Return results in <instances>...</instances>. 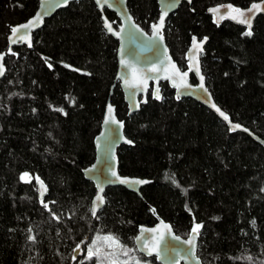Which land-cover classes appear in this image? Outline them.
<instances>
[{
    "label": "trees",
    "instance_id": "trees-1",
    "mask_svg": "<svg viewBox=\"0 0 264 264\" xmlns=\"http://www.w3.org/2000/svg\"><path fill=\"white\" fill-rule=\"evenodd\" d=\"M257 1L183 3L167 19L164 37L182 69L191 38H207L201 68L214 101L233 122L264 140V16L245 35L246 28L228 21L216 25L207 14L217 4L245 8ZM38 4L0 0V52L7 50L11 28L27 21ZM128 9L147 32L159 16L156 0H128ZM104 12L119 23L115 14ZM117 46L94 0H78L45 21L30 49L16 47L15 55L5 58L0 264H99L109 256L88 260V246L95 240L101 247L108 234L131 249L119 260L157 264L134 246L139 227L156 223L148 206L181 237L193 224L201 225L197 255L202 264H264V148L244 133H230L194 100L175 99L166 83H161L162 102L148 95L139 112L128 116L115 82ZM112 86L111 103L134 143L118 149L119 173L151 183L140 195L108 188L104 207L93 217L95 189L82 171L94 161V138ZM24 173L28 177L21 180ZM37 180L46 187L41 201ZM77 245L81 253L74 255Z\"/></svg>",
    "mask_w": 264,
    "mask_h": 264
},
{
    "label": "water",
    "instance_id": "water-1",
    "mask_svg": "<svg viewBox=\"0 0 264 264\" xmlns=\"http://www.w3.org/2000/svg\"><path fill=\"white\" fill-rule=\"evenodd\" d=\"M76 1L78 0H69L67 5H63L62 0H39L38 8L35 13L24 23L13 26L18 27L19 31L16 34H13L10 30L7 37V50L5 52H0V65L3 66V75H0V80L4 78L6 73V67L4 64L5 58L7 56L15 55L14 48L26 46L30 49L32 46L33 34L44 26L45 21L50 19L59 10L66 9L71 3ZM156 2L159 16L156 22L151 24L150 31L147 32L136 23L131 15L128 9V0H100L99 3L97 0H94V3L101 13L104 30L107 35L113 37L118 43L115 82L119 84L122 92L123 101L127 108V115L131 116L138 113L140 108L147 103L148 94H150V97L153 100L159 103L162 102L163 96L161 83H166L167 86L173 90L175 99L180 100L182 98H189L194 100L209 109L222 122H224L230 133H244L264 148L263 139L240 123L233 122L230 116L214 101L201 68V55L207 43V38L204 37L198 39L196 36H193L199 44V50L190 51L193 44V37L191 38L190 44L185 53L187 64L186 69L184 70L180 68L170 53L164 37L166 21L179 9L182 3L191 4L192 0H156ZM253 4L258 5L259 7L258 9H252V11L249 12L248 10L252 8ZM55 5L60 6L57 7ZM169 5L171 6L169 7ZM229 5L235 8L230 3H222L211 6L207 9V14L213 18L216 25L228 21L251 31L256 18L264 16V0L253 2L245 8H237L250 18L251 27L249 28L248 24L238 22L239 17H237V19L231 18L236 14L229 13ZM211 9H217L218 11L213 12L210 11ZM105 10L115 14L119 23L110 22L106 17ZM37 14L40 15L37 16ZM162 14L164 15L163 24L159 28L158 33L154 35V29L152 26L160 23V17ZM221 16L224 18L221 19ZM29 21H33V23L29 25L28 29L20 27ZM106 22L111 26L112 31H108V28L105 27ZM21 35L25 36L26 39L20 40L18 37ZM28 37H30L31 46H29L27 42ZM193 56H195V60L192 59ZM197 64L199 68L198 71ZM153 68L157 69V71H152ZM183 73H187V75L183 76V80H181ZM191 76H193L195 80L194 83H191L190 81ZM201 77H203V80H201ZM134 79H141L143 80V83H139L135 87H130L129 84L125 82L127 80L131 83ZM184 84H186L187 87H184ZM201 84H203V88L200 87ZM113 88L114 86H112L105 105L100 131L94 138V161L82 171L84 178L91 182L95 189V195L91 201L92 216L94 208L98 214V212L104 207V194L108 188L123 187L129 192L140 195V190L151 183L148 179L122 176L119 173L118 149L122 145L133 146L134 143L125 136V122L117 116L116 107L111 103ZM157 95L159 98H157ZM213 105L216 107L214 108ZM109 107H111L110 113ZM216 108H219L228 119L221 116L220 112L216 111ZM106 116H108L110 120L107 124L105 123ZM113 119L116 123L111 122ZM233 125H239V127L233 128ZM126 141H131V143ZM89 169L92 171H89ZM113 170L117 173V176L120 179L125 180L126 182L121 183L119 179L113 177L111 175V171ZM135 181H146V183L137 184ZM41 182L42 181L37 180L35 183L37 196L40 201L43 200L46 195V187L43 182L42 187ZM100 189H102V192H100ZM98 192H100L104 200V203L99 206L94 204V199ZM148 208L152 216L155 218L156 223L152 226L142 225L139 227L136 237L140 236L141 241L137 242L135 237L134 246L136 251L144 258H154L157 264H202L201 259L197 255L199 234L195 237V249L190 252V246L185 244L184 241L189 239L191 229L187 237H181L174 232L170 223L164 221L156 213L153 207L148 206ZM194 225L195 224H193V226ZM165 226H168L171 231H168V228ZM145 229H157L158 231H144ZM160 234H163L164 236V239L160 243V247L156 251L150 253L149 249L144 247L145 242L148 245H151L153 237ZM176 236H179L180 239L175 240L173 237Z\"/></svg>",
    "mask_w": 264,
    "mask_h": 264
},
{
    "label": "snow or ice",
    "instance_id": "snow-or-ice-1",
    "mask_svg": "<svg viewBox=\"0 0 264 264\" xmlns=\"http://www.w3.org/2000/svg\"><path fill=\"white\" fill-rule=\"evenodd\" d=\"M97 2L99 3L100 0H97ZM69 3V0H62V4L63 5H67ZM55 6H60V5H55ZM171 5H169L170 7ZM258 5L256 4H253L252 5V8L249 9L248 11L251 12L252 9H258ZM229 8V13H235L236 15H233L231 18L233 19H237V17H239V23H242V24H248L249 28L251 27V20L248 16L245 15L244 12H242L240 9H237V8H233L232 6H228ZM210 11H213V12H216L218 11L217 9H211ZM40 14H37V16H39ZM224 17L221 16V19H223ZM163 19H164V15L162 14L161 17H160V23L159 24H154L152 27L154 29V35L158 33V30L159 28L162 26L163 24ZM33 21H29L28 23H26L25 25H22L20 27L24 28V29H28L29 28V25L32 24ZM105 27L108 28V31H112L111 29V26L106 22L105 23ZM12 33L13 34H16L18 33L19 31V28L18 27H13L11 29ZM252 33L249 31V32H246L245 35H251ZM20 40H25L26 37L21 35L18 37ZM11 39V37H10ZM206 39V38H205ZM27 42L29 44V46H31V42H30V37L27 38ZM198 51L199 50V44L197 43V40L195 37H193V44H192V49H190V51ZM193 60H195V56L192 57ZM123 63V61H122ZM49 67H51V65H49ZM67 67V65H66ZM199 70L198 68V64H197V71ZM152 71H157V69L153 68ZM0 75H3V66L0 65ZM187 73H183V75L181 76V80H183V76H186ZM201 80H203V77H201ZM126 83L129 84L130 87H135L137 84L139 83H143V80L141 79H134L133 82L129 83L127 80L125 81ZM184 87H187L186 84H184ZM201 88H203V84L200 85ZM206 91V90H205ZM157 98H159V96L157 95ZM213 107L215 108L216 106L213 105ZM57 111H62V109H57ZM216 111L217 112H220V115L221 116H224L225 119H228L227 116H225V114L219 109V108H216ZM111 112V107H109V113ZM110 120H109V117L106 116L105 118V123H109ZM112 123H116V121L113 119L111 120ZM239 125H233V128H238ZM128 143H131V141H126ZM89 171H92L91 169H89ZM111 175L113 177H116L117 179L120 180L121 183H125L126 181L125 180H122L120 179L118 176H117V173L113 170L111 171ZM28 177V173H24L22 176H21V180H25L26 178ZM38 179V178H37ZM135 183L137 184H141V183H146V181H135ZM41 186L43 187V184L41 182ZM100 192H102V189H100ZM100 192H98V194L96 195L95 199H94V204L99 206V205H102L104 203V200H103V197L102 195L100 194ZM43 203V202H42ZM44 207H48L47 204H44ZM97 213H96V209L94 208L93 209V216H96ZM54 218L58 219V217H55ZM166 228H168V226H165ZM201 225L200 224H195L192 228H191V232H190V235H189V239L184 241L185 244L189 245L190 248H189V251H194L195 249V237L196 235L199 234V229H200ZM144 231H152V232H157L158 230L157 229H145ZM168 231H171L170 228H168ZM175 240H179L180 237L179 236H176V237H173ZM29 239H33L32 237H29ZM103 239L105 241H110L111 244L109 246H115L116 248H118L120 251L119 252H114L110 259H111V264H126V262H120L119 261V255L120 254H123L125 256L128 255V253L131 251V249H128L126 248L120 241H119V238L118 237H115L113 236L112 234H108V235H105L103 237ZM164 239V236L163 234H160V235H156L153 237V241H152V244L151 245H148L146 242L144 244V247L145 248H148L149 249V252L151 253L152 251H156L159 247H160V243L161 241ZM136 240L137 242H140L141 241V237L140 236H137L136 237ZM96 244V241L93 240L91 242V244L88 246L89 250H88V253H87V256H86V259L88 260H91L94 256H96L98 259L100 258L101 256V250L100 248H96L95 251H93V246H95ZM77 248H79V245H77ZM75 259V257H74ZM103 259H109V257H104ZM103 259H100L99 260V264H103Z\"/></svg>",
    "mask_w": 264,
    "mask_h": 264
},
{
    "label": "rangeland",
    "instance_id": "rangeland-1",
    "mask_svg": "<svg viewBox=\"0 0 264 264\" xmlns=\"http://www.w3.org/2000/svg\"><path fill=\"white\" fill-rule=\"evenodd\" d=\"M102 242H104V244H106V245H104V244H102L101 245V247L100 246H94L93 247V251H95V249L96 248H100V250L102 251L101 252V254H107L108 256H109V264H111V259H110V257H111V255L115 252L114 250L116 249V247L115 246H109L110 244H111V242L110 241H105L104 239H103V241ZM89 250V249H88ZM88 250H87V253H88ZM81 253V249L80 248H77V249H75V251H74V255H78V254H80ZM120 262H126V260H119ZM127 263V262H126ZM133 264H153V263H151V262H149V261H145V262H141V261H139V260H136L135 258L133 259Z\"/></svg>",
    "mask_w": 264,
    "mask_h": 264
},
{
    "label": "flooded vegetation",
    "instance_id": "flooded-vegetation-1",
    "mask_svg": "<svg viewBox=\"0 0 264 264\" xmlns=\"http://www.w3.org/2000/svg\"><path fill=\"white\" fill-rule=\"evenodd\" d=\"M183 4V3H182ZM186 4V3H185ZM188 5H190V4H188ZM187 63V62H186ZM181 68V67H180ZM186 69V68H185ZM184 70V69H183ZM191 78H193V76H191ZM194 80V79H193ZM190 81H191V79H190ZM194 82H195V80H194ZM193 82V83H194ZM192 83V82H191ZM148 95H150V94H148Z\"/></svg>",
    "mask_w": 264,
    "mask_h": 264
}]
</instances>
